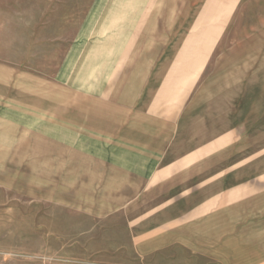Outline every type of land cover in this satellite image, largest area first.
Listing matches in <instances>:
<instances>
[{
	"label": "crops",
	"instance_id": "crops-1",
	"mask_svg": "<svg viewBox=\"0 0 264 264\" xmlns=\"http://www.w3.org/2000/svg\"><path fill=\"white\" fill-rule=\"evenodd\" d=\"M163 1L111 10L37 60L16 126L50 128L37 139L71 163V258L117 263L124 241L151 258L163 242L186 264H264V70L236 73L246 41L223 39L233 18L264 33V0Z\"/></svg>",
	"mask_w": 264,
	"mask_h": 264
},
{
	"label": "rangeland",
	"instance_id": "rangeland-1",
	"mask_svg": "<svg viewBox=\"0 0 264 264\" xmlns=\"http://www.w3.org/2000/svg\"><path fill=\"white\" fill-rule=\"evenodd\" d=\"M164 4L163 0H0V264H93L66 254L67 248L74 246L70 239L83 227L79 224L82 217L61 207L67 205L71 163L59 157L61 148L37 139L46 136L43 132L50 136V128L16 126L20 124L21 82L34 74L37 60L47 68L51 56L60 54L77 31L113 19L111 10L124 9L125 14H131L132 9H164ZM124 19L130 21L131 17ZM204 20L208 22V18ZM259 20L233 18L235 32L223 34L225 40L246 41L235 50L242 62L235 68L236 73L250 71L252 78L264 70V33L249 32ZM247 27L249 31L244 32ZM234 57L230 53L227 59L238 62ZM254 57H259L253 60L257 63L249 65L247 59ZM115 243L121 242L108 244ZM122 243L123 260L116 263L109 259L106 264H186L179 247H171L167 251L171 256H164V243L159 242L158 255L150 258L143 242L141 249L128 241Z\"/></svg>",
	"mask_w": 264,
	"mask_h": 264
}]
</instances>
